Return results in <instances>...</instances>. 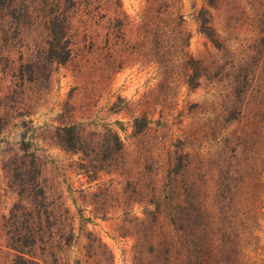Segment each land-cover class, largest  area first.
Returning a JSON list of instances; mask_svg holds the SVG:
<instances>
[{
    "label": "rangeland",
    "instance_id": "obj_1",
    "mask_svg": "<svg viewBox=\"0 0 264 264\" xmlns=\"http://www.w3.org/2000/svg\"><path fill=\"white\" fill-rule=\"evenodd\" d=\"M16 248L264 264V0H0V264Z\"/></svg>",
    "mask_w": 264,
    "mask_h": 264
},
{
    "label": "trees",
    "instance_id": "obj_2",
    "mask_svg": "<svg viewBox=\"0 0 264 264\" xmlns=\"http://www.w3.org/2000/svg\"><path fill=\"white\" fill-rule=\"evenodd\" d=\"M214 0H208V2H213ZM58 17L56 18H51L49 20V40H48V48L51 52H57L59 51L57 49V46L60 45L61 39L63 37V28H61L57 22ZM203 25V24H202ZM202 30L208 34V32H206L207 28H209L208 26L204 27L201 26ZM68 55V50H66L64 52L63 56H57V59H61L64 60ZM59 137H60V143L69 149H77L79 146V135L76 129V126L74 124H69V125H63L61 127H59V133H58ZM114 135V142L117 144V149L121 148V140L119 139L118 135L116 133L113 134ZM17 249V248H16ZM36 261L33 258H30L28 256H26L23 252V250L17 249V253L15 254L13 260H12V264H35Z\"/></svg>",
    "mask_w": 264,
    "mask_h": 264
}]
</instances>
